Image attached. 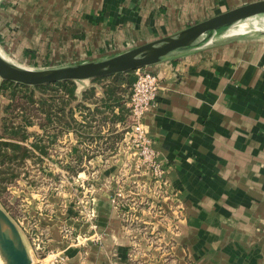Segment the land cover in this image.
Listing matches in <instances>:
<instances>
[{
    "label": "crops",
    "instance_id": "crops-1",
    "mask_svg": "<svg viewBox=\"0 0 264 264\" xmlns=\"http://www.w3.org/2000/svg\"><path fill=\"white\" fill-rule=\"evenodd\" d=\"M55 1L49 12L40 7L32 12L35 21L49 13L51 23L56 9L66 12V26L34 31L33 45L43 37L61 38L66 63L56 68L106 60L175 34L157 28L163 29L166 22L197 20L209 4L208 0ZM147 70L160 78L162 86L158 105L143 122L166 169V195L152 191V174L133 150L122 146V123L101 124L97 116L95 141H82L74 127L63 128L56 143L49 144L46 161L41 166L29 161L28 166L39 165L44 173L38 177L43 181L73 179L81 188L91 182L93 191L88 195L47 191L41 198L32 190L29 214L36 226L54 237L48 247L68 264H168L167 257L169 264H264L260 237L264 229V37L175 52ZM110 81H74L72 105L83 104L93 111L105 103L107 116L118 115L127 108L131 89L122 94L121 105L107 103ZM90 88L96 90V103L84 100ZM0 100L8 103L1 95ZM84 115L74 108L77 124H86ZM28 132L30 139L23 144L32 148L44 131L34 126ZM116 135L122 138L114 139ZM59 160L64 161L62 167L86 169L72 177L55 174L54 168L64 173ZM23 176L17 183L29 184L31 175ZM82 196L93 199L89 206L93 230L87 213L77 205ZM68 229V234H62ZM72 234L89 239L82 241L78 235L81 242L68 244L65 239Z\"/></svg>",
    "mask_w": 264,
    "mask_h": 264
},
{
    "label": "rangeland",
    "instance_id": "rangeland-1",
    "mask_svg": "<svg viewBox=\"0 0 264 264\" xmlns=\"http://www.w3.org/2000/svg\"><path fill=\"white\" fill-rule=\"evenodd\" d=\"M256 1L260 0H208L209 4L202 9L200 8V11L204 12V14L200 15L197 20L186 22L183 20L178 22H166L163 24V29H161L162 26L157 29L160 30V32H164L166 35L170 33H177L196 23L205 21L241 5ZM53 4L54 6L57 4L55 0H0V49L13 63L32 70H42L46 69V67H49L50 69L65 65L66 62L63 61L64 58L61 56L60 52V46H62V44H60L61 38L56 39L51 36L46 39L43 37L39 39L37 44L33 45V42L36 40V38H34L36 36L34 31L37 27L44 29L48 28L51 30V28L55 26V30L57 31V29L66 26V24L63 23L66 22L63 20L66 12L60 10L58 11V9H56L55 21L53 23H51V20L47 19V16L50 15L47 12H44L42 16H38V21H35L36 17L33 16L34 14L32 12L35 11V9L33 8L40 7L41 11L49 12ZM62 6L64 7V5ZM170 23L172 28L169 27ZM234 27L236 28L234 34H232V28L222 31L214 37H209L207 39V41L209 40L207 45L209 46L212 44V46H221L229 41L244 42L260 40L264 37V15L254 16L238 23L237 25H234ZM57 51L59 52L58 54L56 53ZM28 52H33L34 54ZM145 69L147 70V68ZM132 74L136 77L135 71L132 72ZM1 82L2 80L0 78V85ZM40 166L30 165L28 166V171L25 169V173L27 172V175H31L28 179L29 184L23 182L18 184L17 182H12L5 185L3 194L0 196V207L7 212L18 228H20L19 230L23 240L31 252L33 264H52L51 257H49V255L53 250L50 249L48 245L52 244L50 240H53L54 237L45 228H39L36 226L34 222L35 218H31L29 214V207L32 202L31 200H33L30 195L32 190L34 191L32 194H37L42 198L43 196L41 195L47 191H53V193L61 192V194L65 192L78 194L80 191H84L86 195H88L93 191V187L92 183L89 182L85 185L81 183L80 185H84L83 188H81L78 183H74L73 179H69L66 182H63L62 178H54V180L49 182L48 179L43 181L38 177L40 173H44V171H40V169H42H39ZM262 167L264 168V165H262ZM60 169L63 170L64 173H61L57 168H54L55 174L58 172L59 175L64 174V176L68 177L74 176L71 172H67L64 167H60ZM82 169L86 168L84 167ZM87 171H90V168H88ZM30 184L31 187L29 186ZM84 197L85 196H82V198L77 201V205H81L79 211H82L86 205V199ZM114 200V203H116V198ZM41 201L44 202L45 199H41ZM87 220H89L88 215ZM89 222L93 225L92 221L89 220ZM91 230H93V228ZM68 231L69 229L63 230L62 234L66 235L68 234ZM73 235L74 234H72V236L69 235L65 239L68 244L78 243L81 242V240L83 241L85 239H89V236L78 234L81 236L80 240L78 235ZM89 235L92 237V233ZM260 237L264 240V229L261 231ZM94 239L97 240L98 237L94 236ZM0 260V264H5L1 255ZM170 260L167 257L168 264L172 263ZM61 263L68 264L65 260L61 262L59 259L56 264Z\"/></svg>",
    "mask_w": 264,
    "mask_h": 264
},
{
    "label": "trees",
    "instance_id": "trees-1",
    "mask_svg": "<svg viewBox=\"0 0 264 264\" xmlns=\"http://www.w3.org/2000/svg\"><path fill=\"white\" fill-rule=\"evenodd\" d=\"M106 80H111L105 92L107 103L115 102L117 105H121L122 94L132 88L136 77L131 72L110 78H97L92 82L102 83ZM0 94L8 101L4 105L0 100V196L3 194L5 185L16 183L23 175H27L25 169H28L29 161L42 163L41 156L48 155L49 144L56 143L57 138L62 135L63 128L74 127L80 131L79 136L82 141H95L98 139L95 130L98 125L94 124L97 116L100 118L101 124L103 121H109L114 125L116 122L126 124L129 115L128 108H124L120 109L118 115L109 117L106 115L109 108L105 103L100 106L98 104L93 111L83 104L73 106V100L76 98L75 82L73 81L38 87L2 81ZM83 95L86 101H96L95 88H90ZM73 107L77 111L85 113V125L77 124L73 116ZM34 126H38L44 131V134L36 137L31 143V148L23 143L30 139L28 128ZM47 136L48 140H46ZM115 138L122 137L116 135ZM64 168L73 175L83 171L82 166L77 165L64 166Z\"/></svg>",
    "mask_w": 264,
    "mask_h": 264
},
{
    "label": "water",
    "instance_id": "water-1",
    "mask_svg": "<svg viewBox=\"0 0 264 264\" xmlns=\"http://www.w3.org/2000/svg\"><path fill=\"white\" fill-rule=\"evenodd\" d=\"M258 15H264V0L241 5L112 58L74 66L32 70L12 65L0 55V78L2 81L38 87L59 82L93 80L127 74L155 65L175 52L204 47L209 43V40L207 41L209 37H214ZM0 255L5 264H33L31 252L18 226L1 207Z\"/></svg>",
    "mask_w": 264,
    "mask_h": 264
},
{
    "label": "built area",
    "instance_id": "built-area-1",
    "mask_svg": "<svg viewBox=\"0 0 264 264\" xmlns=\"http://www.w3.org/2000/svg\"><path fill=\"white\" fill-rule=\"evenodd\" d=\"M135 73L136 80L132 85L131 94L127 103L129 111L128 120L126 124H119L121 133L123 134L120 142L124 148L133 150L138 155L140 164L146 167L152 174L154 182L152 191L155 194L163 196L166 195V169L164 163L159 159L157 152L153 148V140L149 137L143 122L145 115L158 105L162 88L161 80L157 75L146 69H138ZM35 153L39 155V153ZM46 157L41 156L43 161H46ZM57 163L62 167L64 161L59 160ZM85 199L88 208H83V212L87 213L89 220L94 222V213L89 207L93 204V199L90 196ZM91 226L94 228L93 225ZM49 257H51L52 264L58 263V259L61 262L64 261L60 253L55 251H51Z\"/></svg>",
    "mask_w": 264,
    "mask_h": 264
},
{
    "label": "bare ground",
    "instance_id": "bare-ground-1",
    "mask_svg": "<svg viewBox=\"0 0 264 264\" xmlns=\"http://www.w3.org/2000/svg\"><path fill=\"white\" fill-rule=\"evenodd\" d=\"M234 28V29H233ZM235 27L233 26L232 27V34H234L235 32ZM0 55H1V57L5 60V61H7L8 63H10V64H12V65H15V66H17V67H20V68H24V67H21V66H19V65H17V64H15V63H13L4 53H3V51L0 49ZM0 262H1V260H0Z\"/></svg>",
    "mask_w": 264,
    "mask_h": 264
}]
</instances>
